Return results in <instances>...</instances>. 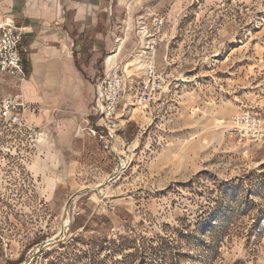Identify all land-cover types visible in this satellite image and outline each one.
<instances>
[{
	"label": "rangeland",
	"instance_id": "1",
	"mask_svg": "<svg viewBox=\"0 0 264 264\" xmlns=\"http://www.w3.org/2000/svg\"><path fill=\"white\" fill-rule=\"evenodd\" d=\"M127 2L117 62L135 63L138 24L163 17L165 88L136 107L133 64L108 138L98 116L54 138L0 118V264H264V142L230 131L233 114L264 118V0Z\"/></svg>",
	"mask_w": 264,
	"mask_h": 264
},
{
	"label": "crops",
	"instance_id": "2",
	"mask_svg": "<svg viewBox=\"0 0 264 264\" xmlns=\"http://www.w3.org/2000/svg\"><path fill=\"white\" fill-rule=\"evenodd\" d=\"M127 3L0 0V22L12 21L24 32L27 76L23 82L14 78L13 83L15 93L27 103L24 118L28 126L54 138L58 131L65 135L81 132L80 123L94 122L95 90L90 77L99 72L98 59H104L102 65L108 72L106 53L119 42L121 53L129 39L128 24L124 26L119 18Z\"/></svg>",
	"mask_w": 264,
	"mask_h": 264
},
{
	"label": "built area",
	"instance_id": "3",
	"mask_svg": "<svg viewBox=\"0 0 264 264\" xmlns=\"http://www.w3.org/2000/svg\"><path fill=\"white\" fill-rule=\"evenodd\" d=\"M165 19L155 17L149 23L140 21L137 28L139 48L135 53L136 69L142 71L137 78L133 103L136 107H145L163 92L165 77L157 66V52L163 34ZM24 32L12 21L0 22V75H9L20 82L26 79V62L24 52L27 47L22 45ZM128 88L127 70L117 61L111 64L108 72L96 84L95 98L92 112L104 120L101 129L102 137H112L119 123L124 98ZM0 118L18 126L28 129L32 136L38 133L37 128L28 126L24 112L27 108L21 94H15L0 99ZM231 135L239 140H250L256 143L264 142V118L249 110L231 115Z\"/></svg>",
	"mask_w": 264,
	"mask_h": 264
},
{
	"label": "bare ground",
	"instance_id": "4",
	"mask_svg": "<svg viewBox=\"0 0 264 264\" xmlns=\"http://www.w3.org/2000/svg\"><path fill=\"white\" fill-rule=\"evenodd\" d=\"M120 50H121V45H119V46L117 47V49H116V52H115L113 55H111V56L109 57V59H108V65H109V68H110L111 64H113V63H115V62L117 61V57H118V55H119V53H120ZM133 64H136V65H137L138 62H136V60H135V63L129 62V63L125 66L126 70L128 71L129 68H130ZM137 67H139V65H137ZM129 105H130V104H129Z\"/></svg>",
	"mask_w": 264,
	"mask_h": 264
}]
</instances>
